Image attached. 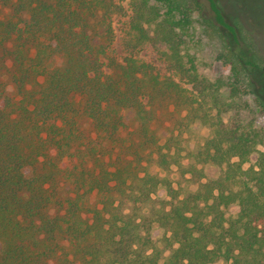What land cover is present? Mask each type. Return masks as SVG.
Instances as JSON below:
<instances>
[{
    "label": "trees",
    "instance_id": "trees-1",
    "mask_svg": "<svg viewBox=\"0 0 264 264\" xmlns=\"http://www.w3.org/2000/svg\"><path fill=\"white\" fill-rule=\"evenodd\" d=\"M124 1L0 0V264H264V122L242 113L264 65L218 0H130L131 45L164 44L173 76L120 60ZM196 122L213 135L190 150Z\"/></svg>",
    "mask_w": 264,
    "mask_h": 264
},
{
    "label": "rangeland",
    "instance_id": "rangeland-1",
    "mask_svg": "<svg viewBox=\"0 0 264 264\" xmlns=\"http://www.w3.org/2000/svg\"><path fill=\"white\" fill-rule=\"evenodd\" d=\"M218 2L226 15L227 21L236 29L243 49L246 51L244 54L249 55L253 60L264 65V0H218ZM122 5V8L113 16L115 28V36L112 43L113 55L117 56L120 60L133 55L148 63L154 69V72L162 76H173L166 59V47L164 44L149 41L137 47L132 46V35L130 32L132 5L130 0H125ZM217 41H220V39H217ZM211 53L212 48L209 46L203 47L202 52H197L199 55L200 72L210 78L224 75L226 71L225 67L221 62L213 61ZM50 60V63H53V67L62 66L64 63L62 55H54ZM2 78L5 84L8 85L9 79L7 76L2 75ZM41 79L43 80L44 77ZM185 86L191 87L189 84ZM9 90H13L12 85H9ZM253 91L249 97L250 107L242 113L244 116L255 117L264 122V85L260 79V75H257ZM212 135L213 131L210 126L201 125L199 122H196L195 131L184 134L183 145L190 150H194L204 144ZM204 168L208 178L215 177L220 173V167L214 165H205ZM149 171L156 173L160 170L158 166L151 165ZM161 174L164 175L165 173L161 171ZM167 175L174 181V185L182 193L196 191L198 188V184L187 178H183L180 174L168 172ZM162 195L166 197L165 192ZM85 204L86 207H92L96 204L100 205V196L96 193L88 195L85 199ZM238 211L239 206L236 204L232 205L228 210L229 214L237 213ZM89 214L88 211L85 212V215ZM163 234V231L159 229L155 232L154 236L156 239H160L163 237ZM169 254L170 251H166V256ZM215 264H226V262L220 261Z\"/></svg>",
    "mask_w": 264,
    "mask_h": 264
}]
</instances>
